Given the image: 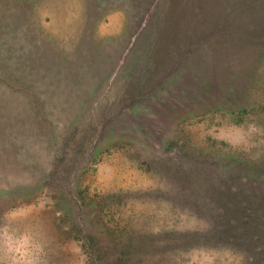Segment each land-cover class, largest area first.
I'll use <instances>...</instances> for the list:
<instances>
[{
	"label": "rangeland",
	"instance_id": "1",
	"mask_svg": "<svg viewBox=\"0 0 264 264\" xmlns=\"http://www.w3.org/2000/svg\"><path fill=\"white\" fill-rule=\"evenodd\" d=\"M234 159L264 168V0H0V264H249L182 174Z\"/></svg>",
	"mask_w": 264,
	"mask_h": 264
},
{
	"label": "trees",
	"instance_id": "2",
	"mask_svg": "<svg viewBox=\"0 0 264 264\" xmlns=\"http://www.w3.org/2000/svg\"><path fill=\"white\" fill-rule=\"evenodd\" d=\"M262 54V51L257 52L256 57L261 59ZM248 77H257L253 68H250ZM183 154L186 156V152ZM236 163L245 167L238 171L234 165L220 163L209 166L203 161L198 162V165L190 162L184 167L183 175L187 173V169L191 173L203 174L200 184L203 186V181L205 182L207 192L206 203L202 207H205V214L209 217L207 219L204 216L208 227L205 234L201 231L196 233V238L199 240L203 235L208 239L223 236L241 241L248 244L249 264H264V168L244 160L240 162L236 159L235 165ZM232 167L235 171H231ZM241 177H244L245 182H241ZM190 181L191 177L186 176L184 183ZM252 184L253 187L250 188ZM245 185L248 186V191L243 188ZM188 190L191 192V189ZM197 196V193L189 194V199L195 203L196 198H201ZM198 217L201 218L202 215ZM98 254L101 256L99 252Z\"/></svg>",
	"mask_w": 264,
	"mask_h": 264
}]
</instances>
